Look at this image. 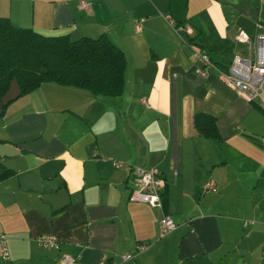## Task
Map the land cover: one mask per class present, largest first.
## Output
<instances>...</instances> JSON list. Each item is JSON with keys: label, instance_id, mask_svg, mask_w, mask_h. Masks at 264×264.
Segmentation results:
<instances>
[{"label": "crops", "instance_id": "obj_1", "mask_svg": "<svg viewBox=\"0 0 264 264\" xmlns=\"http://www.w3.org/2000/svg\"><path fill=\"white\" fill-rule=\"evenodd\" d=\"M0 17L47 36L105 33L126 59L119 96L48 82L0 115V143L17 151L0 156V171H14L0 180V264H253L254 248L264 252V112L221 72L243 50L238 30L264 31V0H0ZM198 113L215 118L219 139L199 133ZM133 166L159 169L162 208L128 200ZM60 189L69 202L54 209L43 197ZM164 214L176 228L160 238Z\"/></svg>", "mask_w": 264, "mask_h": 264}, {"label": "trees", "instance_id": "obj_2", "mask_svg": "<svg viewBox=\"0 0 264 264\" xmlns=\"http://www.w3.org/2000/svg\"><path fill=\"white\" fill-rule=\"evenodd\" d=\"M125 67L123 51L105 33L77 39L68 34L47 36L13 26L8 18L0 17V98L12 79L19 87V96L48 82L85 89L93 95L119 96L124 87ZM194 125L201 135L220 138L213 116L195 114ZM13 173L2 167L0 180Z\"/></svg>", "mask_w": 264, "mask_h": 264}, {"label": "built area", "instance_id": "obj_3", "mask_svg": "<svg viewBox=\"0 0 264 264\" xmlns=\"http://www.w3.org/2000/svg\"><path fill=\"white\" fill-rule=\"evenodd\" d=\"M87 4H80V8L86 9ZM139 28L135 24V29ZM178 34L190 33L189 28L183 25L175 27ZM234 40L243 46L241 52L233 55L231 62L225 72H221L225 82L236 91V93L248 102L254 103L264 112V31L258 32L253 38L241 30L234 35ZM201 58L206 64H210L206 53L201 54ZM200 78L205 77V73L200 68L197 69ZM119 167L118 163H114ZM129 171V196L131 202L145 203L150 207L162 208L161 193L165 186V180L158 168L144 169L133 166L127 167ZM173 174H176L174 168ZM213 182L209 181L204 185V190H214ZM176 228V223L169 214H164L159 222V237L162 238L171 233ZM38 243L43 248H56L58 242L55 238L41 236ZM149 242H141L136 246V252H143L149 247ZM0 246L3 258H8L6 238L0 235ZM132 257V254L121 256L123 260ZM76 260L70 256H62L59 264H75Z\"/></svg>", "mask_w": 264, "mask_h": 264}, {"label": "water", "instance_id": "obj_4", "mask_svg": "<svg viewBox=\"0 0 264 264\" xmlns=\"http://www.w3.org/2000/svg\"><path fill=\"white\" fill-rule=\"evenodd\" d=\"M20 90L15 79H12L7 91L0 98V115L3 113V107L8 105L11 101L19 97ZM16 148L10 144L0 143V156H11ZM43 200L52 205L54 209L62 208L68 204V194L64 189H60L54 195H46Z\"/></svg>", "mask_w": 264, "mask_h": 264}, {"label": "rangeland", "instance_id": "obj_5", "mask_svg": "<svg viewBox=\"0 0 264 264\" xmlns=\"http://www.w3.org/2000/svg\"><path fill=\"white\" fill-rule=\"evenodd\" d=\"M20 100V99H17V101ZM16 102V101H15ZM12 104H15V103H12ZM12 106L14 105H11V108ZM8 106L6 107V110H7ZM5 110V112H6ZM255 221V220H254ZM254 224V223H253ZM253 255H254V260L252 261L253 264H257V263H260L261 261V257L264 255V252H263V249L262 248H254V251H253ZM260 259V260H259ZM264 261V260H263Z\"/></svg>", "mask_w": 264, "mask_h": 264}]
</instances>
